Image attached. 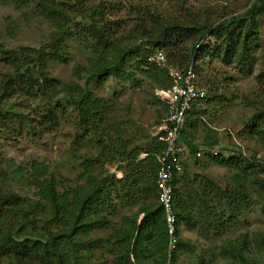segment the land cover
<instances>
[{
	"label": "rangeland",
	"instance_id": "rangeland-1",
	"mask_svg": "<svg viewBox=\"0 0 264 264\" xmlns=\"http://www.w3.org/2000/svg\"><path fill=\"white\" fill-rule=\"evenodd\" d=\"M54 1L67 9L69 6L77 9V14L69 17L70 21L74 19L76 26L72 23L71 27L65 25L66 34L55 48L64 58L61 61L45 58L42 63L46 73L62 85L42 103L39 99L33 100L31 96L24 95L14 97L7 104L13 113L9 114L12 124L4 127L0 125V166L8 162L25 169L32 162L41 163L52 174L56 189L61 191L81 184L78 175L83 160L95 161L103 154L97 170L112 179L109 198L112 214L108 217V226L91 232L87 243L75 239L69 247L73 253L70 264H115L113 254L118 246L114 241V231L125 226L124 222L134 214L135 225H138L142 217L138 211L140 202L136 200L139 196L135 197L136 190L128 191L126 181L136 182L138 186L146 182L143 180L145 177L135 172L141 169L131 170L132 166H128L130 161H123L122 156L111 149L117 146L113 140L105 143L97 131L102 127L105 131H117L116 135L121 137L119 139L125 142L131 140L132 145L142 147V150L147 149L145 144L153 141L157 143L153 137L158 133L160 124L156 123H161L165 113L161 112L154 98L161 84L139 75V70L143 69L141 60L144 55L156 50L164 56L171 54L168 40L175 31L170 30L173 25L189 27L209 24L213 27L221 20L243 15L257 0ZM96 6L99 8L95 10V15L83 16L94 11ZM67 12L74 13L72 10ZM147 14L156 15L161 23L157 29L159 32H156L157 40H151L153 35L147 38L139 34L138 25L146 23L145 31L150 32ZM255 23L257 29L254 43L250 47L252 61L248 68L210 60L209 53L204 61L198 59L194 62L197 85L206 91V99L198 103L204 113L191 118V139L198 147H203V138L215 139L218 147L214 149H218L222 157L240 158L244 168L251 163H264V13L255 17ZM104 25L113 29L116 27L115 33L110 31L108 37L120 50L134 51L132 55L129 54L130 62L125 65L131 80L107 79L99 84L96 80L89 84L86 82L87 60L96 54L109 55L108 51L102 50L104 39L98 41L100 34L97 30H101ZM55 30V25L34 9L32 0L19 4L11 0H0V42L4 49L39 50L49 45V35L55 33ZM205 41L209 44L208 38ZM179 47L175 46L174 51ZM80 67H84L85 71L76 73ZM215 96L213 101L206 102ZM55 99H61L60 104L52 110V101ZM7 105L4 109H7ZM205 128L210 131L208 134ZM141 134L148 135V140H140ZM145 156L143 152L140 153L132 164L135 165ZM183 158L182 176L185 179L181 180L177 189L181 203L186 202V196L190 195L188 190L194 187L193 183L200 189L203 179H206L218 189H224L227 195L232 190L230 187L234 188L232 192L241 198L240 204L250 201V205L242 207L236 215L228 213L225 201L216 203L211 200L207 209L196 201L187 210L189 219L179 226L178 239L183 246L176 253L174 264H239L240 257L242 264L263 263L264 215L258 200L261 192L254 183L251 184V172L247 170L248 175L243 176V173L237 172L238 167L225 169L212 164L209 159L191 161L188 153ZM193 176L197 177L195 181ZM262 176L259 174L256 178ZM199 177H202V181ZM3 189L35 199L31 187L23 185L18 188L13 180L5 182ZM125 195L133 196L134 202L128 204L123 197ZM147 199L153 200L152 197ZM36 221V227L42 229L43 218L39 216ZM49 230L57 232L60 228L49 225ZM61 246L66 250L65 245ZM242 246L244 249L241 250ZM234 249H240L241 252ZM142 264L150 263L145 261ZM166 264H170V261Z\"/></svg>",
	"mask_w": 264,
	"mask_h": 264
},
{
	"label": "trees",
	"instance_id": "trees-1",
	"mask_svg": "<svg viewBox=\"0 0 264 264\" xmlns=\"http://www.w3.org/2000/svg\"><path fill=\"white\" fill-rule=\"evenodd\" d=\"M11 1L17 4L28 2V0ZM32 2L38 14L51 21L56 30L55 33L49 35V45L43 46L39 50L28 48L4 49L0 42V113L3 117L2 120L0 119L1 127L12 124L9 114L12 115L13 113L9 111L10 106L7 104L14 97L29 95L34 98L33 100L39 99V102L42 103L48 100L50 95L56 93L62 85L60 81L46 73L42 63L45 58L60 61L64 58L63 54L55 48L60 45L63 35L66 34L65 25L71 27L72 23L76 26L77 23L74 22V19L70 21L69 17L76 15L77 9L75 6H69L67 9L64 5L56 4L54 0H38L37 2L32 0ZM98 8L99 6L94 7V11L85 13L83 16L95 15V10ZM70 10L74 13L67 12ZM263 13L262 0H257L243 15L226 18L217 22L213 27L209 24L189 27L173 25L170 30L175 29V31L168 40L171 54H165L167 65L182 73H186L188 67H191L195 73L194 62L198 59L204 61L205 56L209 53L210 60L213 59L226 65L233 63L240 68H248L249 62L252 61L250 47L254 43V35L257 29L255 17H259ZM147 15H149V19L146 21L150 24L148 27L150 32L146 33L147 31H145L146 23L138 25L139 34L147 38H151L153 35L155 38L153 37L151 40H157L158 34L156 32H159L157 29L161 23L156 15ZM137 16L142 17L140 14ZM97 31L100 34L98 41L104 39L102 50L108 51L109 55L96 54L87 60L86 82L89 84L96 80L99 84L107 79L131 80L125 65L130 62L131 56L129 54H133V49L124 52L108 37L110 31L115 33L116 27L113 29L104 25L101 30L98 29ZM205 38H208L209 44L204 43L207 42ZM106 42H108L107 45H105ZM175 46L180 47L174 51ZM150 55L151 52H148L142 58L141 66L143 69L139 70V75L145 79L159 82L161 84L160 89L168 88L169 82L165 70L147 62ZM209 61L207 60V62ZM81 70L85 71L84 67L78 68L76 73ZM204 84L206 85L207 82ZM22 90H25L24 94ZM156 98H154L155 103L161 107V112L165 113L166 107ZM215 98L216 96L210 97L206 102H211ZM218 99L220 101V98ZM60 100L52 101V110L58 108ZM5 105H7V109H4ZM62 112L64 111L62 110ZM203 113L204 110L199 109V106L192 105L191 110L186 113V120L180 129L179 140L186 147L191 161H198L193 159L198 146L191 139L193 131L190 129L192 126L191 118H197L196 116ZM97 125L101 127L100 124L97 123ZM205 129L208 134L210 131ZM97 132L98 136L101 137L100 139H103L105 143L113 140L117 146L111 149L116 150L122 156L123 161H130L131 164L128 163V166H132L131 170L141 169V171L135 172L138 176L145 177L143 180L146 182L138 186L136 182L126 181L128 191L129 189L136 190L137 195L135 197L139 196L136 200L140 202L138 211L142 213V217L138 225H135L134 214L131 219H125V226H120L114 231V241L118 246L117 251L113 254L115 264H142L145 261H149L150 264H166L167 261L168 263L170 261V264H174L176 253L183 246L178 239L179 226L185 224L189 219L187 210L191 209L194 203L198 202L199 205L205 206L207 209L210 207L209 201L211 200L216 203L225 201L228 213L236 215L242 210V207L247 208L250 205V201L240 204L241 198L234 191L232 192L234 188L230 187L232 190H230V195H227L224 189H218L206 179H203L204 183H201L200 189H197L193 183L194 187L188 190L190 195L186 196V202L181 203L178 199L177 189L181 180L185 179L182 176V170L180 175L172 181L173 202L171 204L175 216L173 237L176 241L174 249L168 252L169 237L166 231L163 209L157 204L153 184L158 169L156 157L160 155L163 144L153 141L145 144L147 149L142 150V147L132 145L131 140L125 142L119 139L121 137L116 135L117 131H105V128L102 127ZM107 133L109 135L115 134V136L110 137ZM161 134L160 132L156 133L153 140H156ZM145 137V141L148 140V135ZM202 141L203 147H218L217 141L213 138H203ZM142 152L146 154L145 158L135 165L132 164ZM100 155L98 160L88 159L80 163L81 172L78 178L81 180V184L71 188L67 187L61 191L56 189V182L52 174L41 163L32 162L25 169L21 168L20 165L14 166L8 162L0 166V264H70L73 253L69 247L76 241L75 239L86 242L91 232L103 230L108 226V217L113 210L109 199L113 185L110 182L112 179L106 175H101L97 170V166L102 162L101 158L104 156L103 154ZM203 159H209L212 164L225 169L238 167L237 172L243 173V176L248 175L247 170L250 171L251 184L254 183L261 192L258 200L261 213L264 215V166L262 163L259 165L251 163L252 165L244 168L243 162L236 156L222 157L219 154L215 158ZM191 165L195 166L194 164ZM259 174L263 175L260 179L256 178V175ZM196 178L193 176V181ZM148 179L153 180L152 183L151 181L147 182ZM199 179L202 181V177ZM8 180L15 181L18 188H22L23 185L31 187L35 199L32 198L33 200H31L10 190L5 191L3 185ZM123 197L128 201V204L134 202L132 201L133 196L125 195ZM149 197H152L153 200L147 199ZM39 216L43 218L42 229L35 225L36 218ZM49 225L58 227L60 230L51 232ZM12 228H14L13 231ZM62 244L67 247L66 250L62 249ZM234 250L241 252L240 249ZM241 262L243 263L242 257L239 258V264H242ZM72 264L76 263L73 262ZM261 264H264V261Z\"/></svg>",
	"mask_w": 264,
	"mask_h": 264
},
{
	"label": "built area",
	"instance_id": "built-area-1",
	"mask_svg": "<svg viewBox=\"0 0 264 264\" xmlns=\"http://www.w3.org/2000/svg\"><path fill=\"white\" fill-rule=\"evenodd\" d=\"M147 62L159 69H164L169 82L168 88L160 89L156 93L158 100L166 107V111L158 129V132L162 134L156 139L163 144V148L160 155L156 157L158 169L155 174L154 188L157 204L163 209L169 237L168 252H170L174 249L176 241L173 237L175 216L171 204L173 202L172 181L180 175L183 157L187 153L186 147L179 140V133L184 124L186 112L193 104L203 101L206 95L204 90L197 86L196 75L191 67H188L186 73H182L167 66L165 56L158 50L147 58ZM140 138L145 140L146 137L141 134ZM216 156L217 151L214 147H198L193 159L200 160Z\"/></svg>",
	"mask_w": 264,
	"mask_h": 264
},
{
	"label": "clouds",
	"instance_id": "clouds-1",
	"mask_svg": "<svg viewBox=\"0 0 264 264\" xmlns=\"http://www.w3.org/2000/svg\"><path fill=\"white\" fill-rule=\"evenodd\" d=\"M169 67H171V66H169ZM196 80H197V79H196ZM197 86H198V85H197ZM198 87H199V86H198ZM199 88H200V87H199ZM201 89H202V88H201ZM203 90H204V89H203ZM204 92H205V95H206V91H205V90H204ZM155 95H156V94H155ZM156 97H157V96H156ZM157 99H158V98H157ZM205 99H206V97H205ZM203 101H204V100H203ZM203 101H202V102H203ZM199 103H200V102H199ZM193 105H194V106H199L198 103L193 104ZM190 110H191V108H190L188 111H190ZM188 111H187V112H188ZM187 112H186V113H187ZM185 117H186V114H185ZM185 120H186V119H185ZM215 150L217 151V156H218V155L220 154V152H219L218 149H216V148H215ZM186 151H187V149H186ZM140 156H141V155H140ZM217 156H216V157H217ZM188 158H189V155H188ZM209 158H210V157H209ZM211 158H215V157H211ZM154 180H155V179H154ZM153 184H154V182H153Z\"/></svg>",
	"mask_w": 264,
	"mask_h": 264
}]
</instances>
